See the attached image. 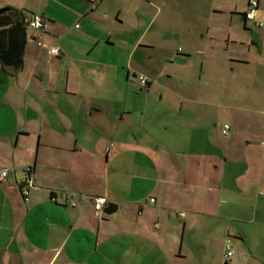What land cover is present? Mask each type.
I'll return each instance as SVG.
<instances>
[{"label": "crops", "instance_id": "crops-1", "mask_svg": "<svg viewBox=\"0 0 264 264\" xmlns=\"http://www.w3.org/2000/svg\"><path fill=\"white\" fill-rule=\"evenodd\" d=\"M248 1L231 19L240 16L244 29ZM94 2L0 0V9L10 8L20 20L40 16L38 37L60 50L49 59L26 29L22 66L0 62V168L16 170L0 183V264H251L253 258L264 264L261 115L237 119L221 104L227 111L217 127L209 101L184 98L165 85V78L177 77L167 74L170 65L193 58L192 19L170 20L180 43L174 54L162 38V9L148 16L155 0ZM260 8L258 0L264 24ZM251 42L253 61L251 48L248 54L242 48L228 61H202V72L223 83L230 67L236 87L252 73L251 83L261 88L264 52ZM155 86L157 98L151 97ZM244 122L250 133L240 131ZM26 167L34 181L28 202L20 191ZM98 196L109 201L100 217L92 204ZM228 237L250 246L251 258L245 262L237 249L239 258L234 251L224 263Z\"/></svg>", "mask_w": 264, "mask_h": 264}, {"label": "rangeland", "instance_id": "rangeland-1", "mask_svg": "<svg viewBox=\"0 0 264 264\" xmlns=\"http://www.w3.org/2000/svg\"><path fill=\"white\" fill-rule=\"evenodd\" d=\"M246 2L247 0H155L156 6L147 7V12L149 18H152L157 6L162 9L160 21L161 19L166 21L162 38H164L166 46L174 54L180 46L177 36L178 28L174 26L171 28L168 26L169 23L176 20V23L178 21L179 24H183L187 19H192V30L196 39L195 46L192 48L193 58L185 65H170L167 74L177 77L173 78V80L165 78V85L179 89L184 98L199 101V103L205 100L209 101L210 106H207V110L209 115H211V119L216 121L217 127L223 126V114L227 111L220 105L228 104L232 109L227 111V113L229 115L234 114L237 119L261 115L258 125L260 131L264 132V77L260 81L261 85H263L261 88L260 86L255 88L251 83L252 73H249L250 77H245L246 84L244 86L236 87V73H233L232 68L225 67L228 71L225 72L224 79L222 78L223 83H220L217 79L215 80L214 77L212 81L209 79L208 70L202 72L201 69V64L204 60L206 64L209 63L211 57L228 61L233 52H240L242 48L248 54V47L251 48V52L248 54L250 57L247 55L246 58L249 57L253 61V56L256 53V47L251 42L253 39L264 52V28H256L248 22V28L244 29V23L240 16H237L239 17L238 22L236 20V22L231 23V19L235 15L234 10L237 9L238 12H241L246 8ZM132 16L134 17L133 11ZM259 16L264 19V0H261ZM29 33H31V30L28 31ZM240 42L243 43V46L240 45ZM198 50L202 51L198 54ZM201 52L206 54V59L203 58ZM262 64H264V59ZM201 77H203V80ZM160 92L161 90L157 86L153 87L151 89V97H159ZM164 95L165 98H173L167 91L164 92ZM189 106H192V102L191 104L185 103V110L190 109ZM199 107L197 104L196 108L198 109ZM240 124H242L238 125L240 131L251 132L248 122ZM218 135L221 136L220 132ZM246 229L249 232L250 226H246ZM249 234L251 233L249 232ZM249 234L247 235L248 244L252 245L253 237ZM231 241L232 247L236 252L234 259L239 258L238 253H244L245 262L251 258L250 246L240 245L233 238H231ZM237 249H239L238 253ZM190 258H192V251L190 252ZM251 264H259V261L253 258Z\"/></svg>", "mask_w": 264, "mask_h": 264}, {"label": "built area", "instance_id": "built-area-1", "mask_svg": "<svg viewBox=\"0 0 264 264\" xmlns=\"http://www.w3.org/2000/svg\"><path fill=\"white\" fill-rule=\"evenodd\" d=\"M99 0H96L94 2L97 4ZM247 11L244 14V18L247 21L253 22L254 26L256 28H263L264 24L261 20L257 19V12H258V0H249ZM22 23L26 27V29L32 30L34 33L31 35V39L36 42V44L39 47H43L47 49L48 57L49 59L57 58L60 55V50L57 46H45L44 42L40 40L38 37V33L42 32L44 29V21L40 16H28L23 15L22 16ZM79 26L76 25V28ZM139 82L142 87H145L148 84V80L144 77H139ZM229 130V126H224L223 134L226 135ZM32 167H26L22 170V174L25 176L26 181L23 183L24 185H20V191L24 198L25 202L29 201L30 192L29 188L34 186V181L31 178L32 175ZM16 173L15 169H6V168H0V183H8L11 176ZM66 203L70 205L71 207H76L77 203L73 199V197L65 196ZM53 202L56 201L55 197L51 199ZM108 199L106 197H94L92 199L93 207L97 213V216H101L103 213L104 208L108 205ZM154 200L150 199L148 200V203H153ZM235 252L232 247V241L231 238H227L224 243V253H223V261L226 263L229 259H231L234 256Z\"/></svg>", "mask_w": 264, "mask_h": 264}, {"label": "water", "instance_id": "water-1", "mask_svg": "<svg viewBox=\"0 0 264 264\" xmlns=\"http://www.w3.org/2000/svg\"><path fill=\"white\" fill-rule=\"evenodd\" d=\"M1 14H8L14 20V26L7 34V48L0 50V62L4 67L18 70L23 63L24 47L26 43V27L21 22L17 13L10 8L0 9Z\"/></svg>", "mask_w": 264, "mask_h": 264}, {"label": "trees", "instance_id": "trees-1", "mask_svg": "<svg viewBox=\"0 0 264 264\" xmlns=\"http://www.w3.org/2000/svg\"><path fill=\"white\" fill-rule=\"evenodd\" d=\"M17 15L19 18H21L20 14L17 13ZM13 26L14 20L10 15H0V50H5L7 48V34L10 28H12Z\"/></svg>", "mask_w": 264, "mask_h": 264}]
</instances>
